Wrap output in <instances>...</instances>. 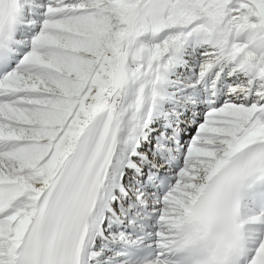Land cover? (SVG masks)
<instances>
[{"label":"snow or ice","instance_id":"snow-or-ice-1","mask_svg":"<svg viewBox=\"0 0 264 264\" xmlns=\"http://www.w3.org/2000/svg\"><path fill=\"white\" fill-rule=\"evenodd\" d=\"M0 264H264V0H0Z\"/></svg>","mask_w":264,"mask_h":264}]
</instances>
